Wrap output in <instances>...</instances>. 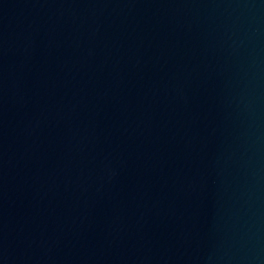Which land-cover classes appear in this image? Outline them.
<instances>
[{
  "label": "water",
  "instance_id": "obj_1",
  "mask_svg": "<svg viewBox=\"0 0 264 264\" xmlns=\"http://www.w3.org/2000/svg\"><path fill=\"white\" fill-rule=\"evenodd\" d=\"M0 264H264V0H0Z\"/></svg>",
  "mask_w": 264,
  "mask_h": 264
}]
</instances>
